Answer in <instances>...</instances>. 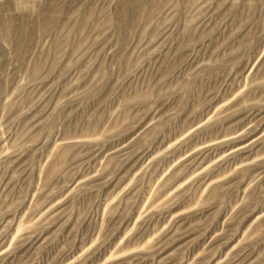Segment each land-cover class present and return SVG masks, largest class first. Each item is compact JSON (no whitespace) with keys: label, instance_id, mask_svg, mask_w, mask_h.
Wrapping results in <instances>:
<instances>
[{"label":"rangeland","instance_id":"rangeland-1","mask_svg":"<svg viewBox=\"0 0 264 264\" xmlns=\"http://www.w3.org/2000/svg\"><path fill=\"white\" fill-rule=\"evenodd\" d=\"M0 264H264V0H0Z\"/></svg>","mask_w":264,"mask_h":264}]
</instances>
